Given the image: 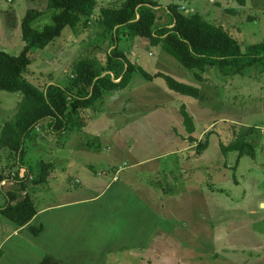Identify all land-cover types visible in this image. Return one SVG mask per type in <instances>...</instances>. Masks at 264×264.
<instances>
[{"label": "rangeland", "instance_id": "374dc122", "mask_svg": "<svg viewBox=\"0 0 264 264\" xmlns=\"http://www.w3.org/2000/svg\"><path fill=\"white\" fill-rule=\"evenodd\" d=\"M123 1L96 0L93 13ZM154 1L158 25L170 21L166 7L175 4L184 13L197 12L222 26L243 50L264 42V0H245L244 5L238 0ZM46 4V0H0V49L13 55L21 51L20 23L28 8L45 9L33 26L51 23ZM100 31L94 16L74 28L65 26L44 48L33 52L24 76L40 87L59 83L70 88L77 58L93 54L103 63L111 49L108 38L102 49H92ZM123 45L134 65L195 85L202 98L170 90L161 77L150 82L138 69L133 71L128 86L104 92L93 109L79 112V118L67 111L72 129L54 133L48 120L39 123L24 141L21 164L13 151L0 149V204L5 200L2 193L13 189L19 195L29 193L36 208L68 205L98 194L112 180L109 156L115 166L134 170L129 165L135 159L167 152L161 174L137 170L127 177L136 192L144 193L137 195L146 199L152 212L132 204L133 200L127 220L114 213L93 224L79 215L81 223L71 239L58 237L57 241L39 240L26 230L2 235L1 225L8 222L1 220L0 264H126L127 249L137 255L134 264H264L263 76L223 75L211 67L198 71L199 80L196 69L184 67L146 38L136 37ZM20 93L0 90V130L16 112ZM182 108L190 116V126L184 122ZM239 138L253 146L254 156L221 150L222 144ZM205 139L207 147L198 152L196 144ZM41 161L51 164L48 180L35 184L32 180ZM72 207L67 208L69 213H75ZM142 240L143 251L136 247ZM43 249L48 256L44 257Z\"/></svg>", "mask_w": 264, "mask_h": 264}, {"label": "trees", "instance_id": "16d2710c", "mask_svg": "<svg viewBox=\"0 0 264 264\" xmlns=\"http://www.w3.org/2000/svg\"><path fill=\"white\" fill-rule=\"evenodd\" d=\"M46 1L48 14L51 13V23L44 24L41 28L33 26V21L45 15V9L28 8L20 23L21 38L24 41L21 51L13 55L0 49V90L21 92L16 112L1 127L0 149L13 151L19 164L24 154V141L39 123L48 120V127L54 133L72 129V121L66 116L67 111L79 118V112L93 109L94 101L104 92L125 88L132 72L137 69L144 79L161 77L170 90L202 98L201 90L195 85L175 79L161 71L149 73L139 65H134L126 56L125 49L120 46L130 39L146 38L150 45L159 46L184 67L196 69L194 76L199 80L202 75L198 71L216 67L223 75L261 74L264 81V42L252 43L243 50L227 30L206 21L197 12L184 13L173 4L166 7L170 21L166 25H158L155 14L158 4L154 0H124L119 6H102L98 13H93L96 0ZM238 2L244 5L245 0ZM182 9L185 10L184 7ZM90 16H94L96 25L101 29V38L92 49H102L106 38L110 42L107 46L111 49L106 52L104 62L99 61L93 54L77 58L70 88H65L59 83L40 87L30 82L24 72L31 63L33 52L44 48L65 26L74 28L82 19ZM182 114L185 124L190 126V116L183 108ZM205 140L196 144L198 152L207 147L208 141ZM220 147L223 152L238 150V156H254L253 146L242 138ZM50 165L45 161L40 162L33 183L47 182ZM18 186L22 192L25 186L23 183ZM24 192L19 195L10 189L2 193L5 200L0 204V216L15 227L27 224L37 212L32 197ZM27 230L33 235H38L41 227L30 225Z\"/></svg>", "mask_w": 264, "mask_h": 264}, {"label": "crops", "instance_id": "0c3cea01", "mask_svg": "<svg viewBox=\"0 0 264 264\" xmlns=\"http://www.w3.org/2000/svg\"><path fill=\"white\" fill-rule=\"evenodd\" d=\"M144 80L153 82V79ZM128 85L129 83L127 84V86ZM166 153L167 152L141 160L135 159L134 162L129 165L130 167H133L134 170H128L126 167L124 168L115 166V162H113L114 158H112V156H109L107 167L109 168V170L113 171V176L111 178L112 180L106 182V186H104L98 194H92V196H90L89 198L72 200L70 204L73 205L72 209H74L75 213L68 212L67 208H69L71 205H67L66 202L54 205H46L42 208H36V214L27 224L22 227H15L6 219H1L8 222V224L5 223L1 225L2 235L7 233L6 235L8 236L9 234L17 230H26L28 232L27 227L32 225L35 227H41V232L38 235H34L39 240L47 239L53 241L56 239L58 240V237H63V239H71V237L74 235L76 226L81 223V220L78 217L79 215L83 216V220L87 219L88 221H90V223L93 224L102 223L104 217H110L111 215L113 216L114 213L116 217L121 216L122 219L127 220L129 219L130 215H132L130 213V202L133 200H135V202H132V204L134 203V205H142L146 210L152 212V209L146 203V199L142 196H138L144 193L139 192L138 190L136 192L135 189L132 188V186L129 184L130 182H128L127 177L136 175L137 170L149 171L151 172V176L153 175V173L161 174V172H163L164 170V166L161 164V160L164 159ZM126 165L128 164L126 163V161H124V166ZM130 195H136V197L134 196L135 198L133 199V197H131ZM75 214H77V216L72 219ZM117 222L119 226L122 227L119 219L117 220ZM92 226L93 227H91V230L95 234L97 230L96 225ZM4 228L6 230H4ZM119 229L121 230V228ZM114 231L115 230L112 229V234ZM117 234L118 233L116 232V235ZM141 244V246L138 245L136 247L142 249L145 245V242L142 240ZM43 251L44 257L48 256L49 253L44 249ZM136 256L137 255L133 254L130 249H127L126 264H134V260L137 259ZM109 263L111 262L109 261Z\"/></svg>", "mask_w": 264, "mask_h": 264}]
</instances>
